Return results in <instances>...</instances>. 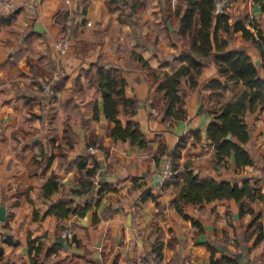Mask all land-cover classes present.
Masks as SVG:
<instances>
[{"label":"crops","instance_id":"crops-1","mask_svg":"<svg viewBox=\"0 0 264 264\" xmlns=\"http://www.w3.org/2000/svg\"><path fill=\"white\" fill-rule=\"evenodd\" d=\"M14 1L19 3L14 12L0 11V19L7 18L0 27V207L5 217L0 234L16 242L2 245L5 263L31 264L28 241L37 245L44 240L43 250L53 252L47 259L39 258L43 264H142V260L148 264H211L207 246L215 251V260L223 255L235 259L244 252L251 264H264V240L255 243L264 230V108L246 114L247 142L234 140L247 152L251 164L237 167L231 153L220 162L224 167L217 166L214 147L206 138L211 112L234 103L248 90L241 83L220 89L217 85L224 81L216 67L203 59L196 86L190 88L185 79L179 91L185 120L164 121L159 109L149 106L151 98L161 99L163 92L156 94L150 88L134 55L139 54L156 71L169 72L180 66L176 59L181 46L156 24L150 11L120 22V4L109 5L108 0ZM167 2L160 0L164 19ZM216 6L229 25L239 18L253 20L264 39V11L258 3L216 0ZM169 24L166 20V27ZM245 28L256 33L248 23ZM62 37L67 38L69 49L56 54L51 45ZM217 40H227L225 51L244 48L264 79V51L261 55L241 31L226 34L219 29ZM93 64L125 70L126 85L139 102L130 119L139 125L144 147L128 140L115 142L108 131L98 127L108 121L102 93L92 75L85 76ZM61 79L64 83L56 85ZM118 119L124 127L126 120ZM94 132L102 138L106 157L97 147L93 155L88 152L87 140ZM180 138H185L181 171L191 170L200 179L236 181L238 186L247 181L257 191L247 201L253 213L240 217L233 199L186 205L187 218L175 210L185 182L155 185L153 177L166 163V156L157 166L152 155L160 145L173 149ZM83 162L85 169L98 166L100 176L90 181L107 186L101 196L98 187L74 194L80 190L82 175L77 165ZM52 176L59 187L46 195L44 186ZM86 204L87 210L73 212ZM52 205L59 216L49 213ZM191 219L199 221L202 232H197ZM6 220L8 229L4 230ZM66 230L72 237L65 239V248L57 241ZM155 245L161 247L159 263L152 259Z\"/></svg>","mask_w":264,"mask_h":264},{"label":"trees","instance_id":"trees-1","mask_svg":"<svg viewBox=\"0 0 264 264\" xmlns=\"http://www.w3.org/2000/svg\"><path fill=\"white\" fill-rule=\"evenodd\" d=\"M139 1L124 0L118 2L117 0H108L109 5L120 4V22L123 18L126 21L132 20L133 17L150 11L154 15L156 24L164 28L166 33H170L174 38V42L179 43L181 46L180 55L176 59V62H180V66L169 72L156 71L149 67L139 54L134 55V58L140 64V69L148 81L151 82L150 88H153L156 94L163 92L161 99L156 95L151 98L150 108L159 109L164 121L177 122L185 120L183 97L179 94V91L185 85V79H187L190 88L196 86V79L204 66L203 59H207L206 61L209 64L216 67L219 77L224 81L222 85H217L220 89L228 88L229 84L241 83L248 90L242 93L234 103L223 104L217 110L211 112L212 120L206 126V138L208 143L214 147L215 164L224 167L225 164H219L230 157L231 153L237 167L251 164L249 155L236 141L244 144L249 138V126L245 122L246 114H252L264 108V79L260 77L258 69L252 64L244 48L225 51L227 40L219 43L217 31L221 29L226 34L231 31H241L242 37L249 40L263 55L264 39L259 33L258 26L253 20L247 19L248 17L239 18L232 25H229L227 23L228 18L217 11L216 0H176L173 7L171 6V0H168L166 3V19L162 15L160 0L154 1L155 3H140ZM253 2L258 3L261 10L264 11V0H253ZM166 20L170 22L169 28L165 25ZM6 21L7 18L0 19V27ZM247 23L255 30V34L245 28ZM124 73L125 70L122 68H105L103 65L98 64L91 65L89 72L85 73V76L92 75L91 80H94L103 97L104 112L108 122L106 125L98 123V127L105 130L106 134L108 131L109 136L115 142L128 140L130 144H139L144 147L146 145L144 135L140 132L139 125L130 119L138 109L139 102L133 97L132 89L126 85ZM64 81V79H61L57 81L56 85H60ZM118 116H122L126 120L124 127L121 126ZM66 131L67 127L65 128ZM228 136L230 137L228 138ZM90 147H97L99 151L104 153L105 157L107 156L106 149L102 147V138H99L96 132L91 134L87 140V149ZM184 147L185 138H180L173 149L167 150L164 145H160L152 155L157 166L163 156H166V162L170 163L172 175L163 180L164 187L170 184L177 185L180 180L185 182L175 202V210L182 217L187 218L183 212L186 205L222 199H233L238 206L240 217L243 214L253 213L248 208L247 201H251L257 191L247 181L238 186L236 181L200 179L191 170L181 171L179 158ZM77 168L81 170L82 175L79 180L80 190L74 192L75 195L80 196L84 192L98 187L97 194L101 196L108 190L104 183L95 185L90 181L95 175L100 176L98 166L85 169V162H83L78 164ZM58 187L59 184L55 182V177L52 176L46 181L44 194L55 192ZM145 196L149 197L150 194L146 192ZM57 204L55 205L58 206ZM55 205L49 208V213L59 216L58 213H55ZM88 208L89 205L86 204L73 212L76 213L80 210L79 212L82 213ZM65 212H68V210H65ZM191 220L197 232H202L199 221ZM7 221L4 222V230L8 229ZM262 240H264V230L260 231L255 243ZM37 242L38 244L35 245V241H28L29 252L30 254L33 253L31 264H43V262H39V258L47 259L53 252L50 248L43 250L44 240ZM3 244L14 246L16 242L4 233L0 234V264H7L3 255ZM53 246L58 247L59 245L54 244ZM207 247L211 252V264L220 262L225 264L239 263L236 259L225 255L215 260V251L209 246ZM160 253L161 247L155 245L152 254L160 257Z\"/></svg>","mask_w":264,"mask_h":264},{"label":"built area","instance_id":"built-area-1","mask_svg":"<svg viewBox=\"0 0 264 264\" xmlns=\"http://www.w3.org/2000/svg\"><path fill=\"white\" fill-rule=\"evenodd\" d=\"M139 1V0H138ZM176 3V0H171V6L173 7ZM19 5V3L17 1L14 0H0V11H6V12H14V10L16 9V7ZM26 6V5H25ZM29 8H33V6L31 4H28ZM69 19L67 20L68 24H71V17L72 15H69ZM90 23H87V25H89ZM52 51L55 52L56 54H64L65 52H67V50L69 49V42L67 40L66 37H62L58 40H55L52 45H51ZM49 90L47 87L44 88V93H48ZM88 152L90 155H93L95 152V149L93 147H90L88 149ZM164 171L160 174L161 175V179L160 181H163L165 178L170 177L172 175L171 171H170V163L166 162L163 165ZM94 184H96V182H93ZM72 237V232L70 230H66L61 234V238L63 239H70ZM153 261L156 263L160 262V257L153 255L152 257ZM142 264H148L147 261L142 260L141 261Z\"/></svg>","mask_w":264,"mask_h":264},{"label":"water","instance_id":"water-1","mask_svg":"<svg viewBox=\"0 0 264 264\" xmlns=\"http://www.w3.org/2000/svg\"><path fill=\"white\" fill-rule=\"evenodd\" d=\"M119 2L121 1H124V0H117ZM229 138V137H228ZM164 171V168L161 167L158 171L157 174L154 175L153 179L155 181V185H159L160 183V179H161V173ZM5 220V217H4V208L3 207H0V222H3ZM57 243L63 245V247H67V243L65 242V239L61 238L57 241ZM242 251H246V247H243L242 248ZM235 259L240 263V264H251L247 257L245 256V253L244 252H241V253H238L235 255Z\"/></svg>","mask_w":264,"mask_h":264},{"label":"rangeland","instance_id":"rangeland-1","mask_svg":"<svg viewBox=\"0 0 264 264\" xmlns=\"http://www.w3.org/2000/svg\"><path fill=\"white\" fill-rule=\"evenodd\" d=\"M21 5H22V4H21ZM21 5H20V6H21ZM18 6H19V5H18ZM18 6H17V7H18ZM17 7H16V9H17Z\"/></svg>","mask_w":264,"mask_h":264}]
</instances>
